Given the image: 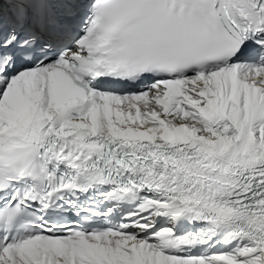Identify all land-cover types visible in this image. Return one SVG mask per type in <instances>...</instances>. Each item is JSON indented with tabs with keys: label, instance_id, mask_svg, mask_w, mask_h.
<instances>
[{
	"label": "snow or ice",
	"instance_id": "6c2138e0",
	"mask_svg": "<svg viewBox=\"0 0 264 264\" xmlns=\"http://www.w3.org/2000/svg\"><path fill=\"white\" fill-rule=\"evenodd\" d=\"M0 264H264V0H0Z\"/></svg>",
	"mask_w": 264,
	"mask_h": 264
}]
</instances>
